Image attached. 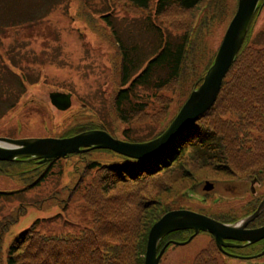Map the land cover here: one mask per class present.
Returning <instances> with one entry per match:
<instances>
[{
    "label": "trees",
    "instance_id": "obj_1",
    "mask_svg": "<svg viewBox=\"0 0 264 264\" xmlns=\"http://www.w3.org/2000/svg\"><path fill=\"white\" fill-rule=\"evenodd\" d=\"M128 3L144 12L142 27L149 33L148 39L141 42L132 34L121 32L111 13L103 15V19L120 54V81L112 104L117 118L128 126L123 130L122 139L142 142L164 132L193 90L171 116L174 100L166 93L168 89L180 83L184 76H196L199 70L202 72L192 88L202 83L217 52H210L201 66L207 38L219 15L228 12L231 21L236 9L229 11L224 0H128ZM172 9L200 13L193 22L186 18L180 26L169 22L171 31L161 24V19ZM260 9L214 105L153 158L138 160L116 153L131 162L111 165L87 161L80 182L89 175L92 177L84 184L83 193L85 204L94 216L92 226L84 227L77 234L58 235L43 233L34 224L11 243L8 264H144L148 232L170 210L168 200L200 190L206 181L216 182L234 175L264 178V41L262 37L252 36ZM35 20V17L1 20L0 39L11 30L32 27ZM9 60L15 66L14 59L9 57ZM1 61L0 75L16 78L22 91L26 90L27 69L15 66L22 72L20 77ZM7 81L1 79V82ZM26 82L36 84L39 78ZM6 91L11 98L6 110L0 105V116L13 110L22 94L13 95L11 86ZM149 92L160 106H154V101L150 104ZM148 120L153 125L152 131L145 137H136L130 124ZM90 129L110 131L105 122L72 120L66 122L58 137ZM56 161L47 163L48 168L32 184L45 180ZM25 162L33 160L0 161V171H4L3 165ZM162 244L163 241L159 250Z\"/></svg>",
    "mask_w": 264,
    "mask_h": 264
},
{
    "label": "rangeland",
    "instance_id": "obj_2",
    "mask_svg": "<svg viewBox=\"0 0 264 264\" xmlns=\"http://www.w3.org/2000/svg\"><path fill=\"white\" fill-rule=\"evenodd\" d=\"M224 1L229 5V11L237 9L238 0ZM106 13L115 17L118 28L124 34H132L141 42L149 38V33L142 27L144 12L133 8L128 0H0V21L36 18L32 27L15 32L11 30L8 35L1 37L0 66L3 60L20 77L22 72L15 66H24L28 81L39 78L36 84L24 80L26 90L23 88L25 92L22 93L16 78L0 75V105L4 110L11 98L6 95L8 86L13 88V95L22 93L19 104L13 110L1 114L0 136L58 137L66 122L96 120L98 123L105 122L109 132L122 139L123 130L128 126L117 118L112 104L120 81V54L111 30L103 19ZM199 13H182L172 9L161 19V24L173 31L168 28L169 22L180 26L186 18L193 22ZM230 17L228 12L219 15L207 38L201 66H204L210 52L218 50ZM252 33V36L262 37L264 41V4L256 17ZM7 51L11 56L6 54ZM9 57L14 59L15 66ZM200 72L196 76H184L180 83L166 91L174 100L171 116L178 111L180 102L188 92L195 88L192 86ZM1 79L8 81L1 82ZM173 89L176 91L172 92ZM53 91L71 92L72 106L66 111L57 109L50 100ZM149 93L150 104L154 101V106H160L155 96ZM152 126L148 120L146 123L130 124L129 128L136 137H145L152 131ZM80 155L56 159L51 164L48 177L36 184L32 182L48 168V164L40 168L38 166L41 164L37 161L3 165L0 192L8 194H0V264H8L11 243L34 224L43 233L58 235L77 234L84 227L92 226L94 216L83 198L84 184L92 177L89 175L80 182L86 162L114 165L131 160L105 149H95ZM30 170L34 172L30 173ZM78 185L79 188H76ZM203 188L204 185L200 190H187L175 199L168 200L170 209L190 206L197 210L202 205L200 197L210 195ZM163 198L167 202V198ZM209 239V234L200 232L187 244L171 245L163 254L160 264H198L196 256ZM253 262L264 264V255ZM242 263L227 261V264Z\"/></svg>",
    "mask_w": 264,
    "mask_h": 264
},
{
    "label": "water",
    "instance_id": "obj_3",
    "mask_svg": "<svg viewBox=\"0 0 264 264\" xmlns=\"http://www.w3.org/2000/svg\"><path fill=\"white\" fill-rule=\"evenodd\" d=\"M262 1L238 0L236 12L202 83L195 86L171 123L158 137L147 141L133 142L117 138L104 129L85 130L65 137L13 138L0 136V161L36 160L39 164H47L56 159L95 149L111 150L138 160H147L160 154L177 136L214 105L223 81L243 46L256 12L264 4ZM50 100L57 109L66 111L72 106V93L53 91L50 93ZM213 187L214 184L211 181H206L205 190H211ZM263 209L264 200L254 214L244 218L245 222L242 226L224 224L192 210H169L150 229L144 264H159L170 244L166 243L159 250L162 239L179 230H194V235L201 231H208L215 236L219 243L224 238H235L247 242L259 241L264 238V226L253 230L245 229V227ZM174 243L183 245L187 241H175Z\"/></svg>",
    "mask_w": 264,
    "mask_h": 264
},
{
    "label": "flooded vegetation",
    "instance_id": "obj_4",
    "mask_svg": "<svg viewBox=\"0 0 264 264\" xmlns=\"http://www.w3.org/2000/svg\"><path fill=\"white\" fill-rule=\"evenodd\" d=\"M33 161L36 162V160ZM261 179L264 178L234 175L227 179H220L216 182L212 181L214 187L211 190H205L203 188L204 192L210 195L200 197L202 205L197 210L190 206L174 207L170 210H192L207 215L224 224L242 226L243 222H245L244 218L254 214L264 200V181H261ZM205 183L203 184L204 186ZM208 203L210 204L208 205ZM263 226L264 209L255 219L249 221L245 229L253 230ZM201 232L209 234L210 239L208 244L196 256V260L198 258V264H227L228 260L244 262L242 264H261L253 261L264 255V238L256 242L224 238L219 243L212 233L208 231ZM194 233V230L189 229L170 233L162 239L163 244L161 248L169 242L170 244L165 250L166 252L171 245H181L175 244V241H187L189 243L197 235H194ZM162 257L160 262H162Z\"/></svg>",
    "mask_w": 264,
    "mask_h": 264
}]
</instances>
